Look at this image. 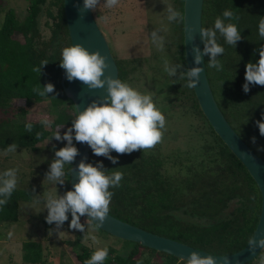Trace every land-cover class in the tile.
<instances>
[{
    "label": "trees",
    "instance_id": "1",
    "mask_svg": "<svg viewBox=\"0 0 264 264\" xmlns=\"http://www.w3.org/2000/svg\"><path fill=\"white\" fill-rule=\"evenodd\" d=\"M172 1V6L183 12V0ZM50 4L57 6L55 13L48 7ZM226 9L238 17L231 22L241 31L242 39L233 48L217 33V42L224 48V53L218 57L223 69L209 68V57L203 56L207 80L224 118L248 147L264 160V150H259L264 149V136L259 134L256 125L264 114V86L249 85L247 93L242 89L245 65L256 63L259 59L257 50L264 45L258 35V22L264 17V0H203L201 27L212 28L215 19L222 18ZM42 18L45 19L41 23ZM172 24L176 45L172 65L181 64L185 70L183 26L179 21ZM42 25L47 28V34H42ZM68 46L70 40L62 0H27V13L22 20L12 8L5 10L0 22V150L4 151L12 143L19 149L36 150L40 142L50 138L59 128L47 130L39 121L24 119L33 102H49L56 112L54 123L60 125L61 135L71 125L74 109L60 84L63 69L59 66L61 50ZM113 58L117 78L128 83V73L133 70L129 61ZM43 60L48 64L38 75L32 69ZM167 80V89L173 98L171 106L184 108L197 122L196 134L203 140L197 147L200 152L174 153L173 163L178 169L170 173L165 158L155 149L123 155L113 151L110 154L117 158L116 164L103 156H95L89 149L87 163L96 166L99 162L109 173L120 171L124 174L120 187L109 189L113 192L109 214L211 254H230L245 246L253 234L260 212V192L246 168L206 120L193 89L186 86L187 81L179 78V72L176 77L168 76ZM46 83L55 88L49 97L42 98L33 93V87L37 84L43 87ZM15 99L23 102L13 105ZM28 123L33 125L31 133L25 131ZM36 133H40L38 139ZM252 137H255V143L251 142ZM73 144L76 147L77 142L73 140ZM70 166L65 168L66 189ZM31 196L29 188L17 186L7 205L0 206V222H17L20 202L31 200ZM164 229L170 231L171 236L159 232ZM126 242L131 246L125 255L107 246L109 254H114L112 257L108 255L104 264H135L142 259L143 250H153ZM22 248L23 259L34 263L41 260L39 244L25 241ZM79 250L76 256L83 263L90 258V251L83 245H79ZM153 251L155 258L167 263L178 259ZM260 253L261 250L255 257ZM180 262L184 264L182 260Z\"/></svg>",
    "mask_w": 264,
    "mask_h": 264
},
{
    "label": "clouds",
    "instance_id": "2",
    "mask_svg": "<svg viewBox=\"0 0 264 264\" xmlns=\"http://www.w3.org/2000/svg\"><path fill=\"white\" fill-rule=\"evenodd\" d=\"M100 3L101 0H83V8L80 11L94 10ZM118 3L119 0H103V6L107 9L116 7ZM165 6L164 12L169 23L184 22L185 17L182 12L170 4ZM234 19L238 17L231 10L226 9L222 13V18L218 16L215 19L212 28H199L203 50L201 52L200 48L193 46L195 65H200L202 56H207L209 68L217 71L223 69L218 57L224 53V48L217 42V33L223 37L226 44L235 48L242 37L237 25L231 22ZM159 31L153 30L150 33V40L158 50L163 51L164 37L159 34ZM258 35L261 41H264V17H261L258 22ZM188 39L193 40L194 37L189 36ZM257 51L259 59L256 63L248 62L245 65V83L242 85L245 93L249 91V85L264 86V45H261ZM47 64L48 61L43 60L32 71L40 75L42 67ZM163 64L164 71L169 77H176L179 72V78L187 81L188 88L196 87L200 74L204 71V68L198 66L182 70L181 64L172 65L167 58H164ZM59 66L65 71L68 81L78 80L89 90L103 88L107 95L99 102L92 101L82 111H78L75 106L71 127L67 128L62 135L59 131L61 127H59L51 135L49 141L54 138L57 141H66V144L54 151L55 158L50 163L44 180L55 185H64L65 166L71 165L79 155L73 140L86 143L95 156H103L113 164L118 163L117 158L110 154L113 151L119 155L131 154L133 151L144 152L162 142L163 133L166 130V118L154 103L152 93H141L119 78L106 75L108 63L98 51L90 53L80 44L64 47L61 50ZM32 91L43 98L49 97L48 94L53 93L55 88L51 83H46L43 87L37 84ZM41 123L51 127V121L48 119H43ZM256 125L259 134L264 136V114L261 120L256 121ZM32 130L31 123L25 125L26 132L31 133ZM39 136L40 133H36L37 139ZM251 142L255 143V137L251 138ZM17 147L15 143L8 145L4 154L15 153ZM72 170L70 168V173ZM75 170L77 182L72 185V190L66 191L63 195H58L57 190L55 193L49 192L38 196L36 202L43 201L44 209L47 210L46 223L50 225L54 223L57 229L68 221L70 213L69 229L85 232V224L80 222V217L84 216L87 217L86 224L95 231L109 216L113 196V192L109 189L120 187L124 174L120 171L109 173L104 170L102 163L98 162L96 166H93L91 163H85L83 159ZM17 171L15 168H10L0 174V206L7 205L17 188ZM90 238L98 243L95 235H91ZM257 247L264 248V236L258 240L254 238L249 240L251 250ZM108 254V247H98L83 264H104ZM181 259L184 264H217L214 257H202L196 251L191 252L187 259ZM223 264H229L228 257L223 258ZM260 264H264V257L261 258Z\"/></svg>",
    "mask_w": 264,
    "mask_h": 264
},
{
    "label": "rangeland",
    "instance_id": "3",
    "mask_svg": "<svg viewBox=\"0 0 264 264\" xmlns=\"http://www.w3.org/2000/svg\"><path fill=\"white\" fill-rule=\"evenodd\" d=\"M169 4L173 5V1L119 0L116 7L107 9L101 0L97 8L91 12L112 56L129 61V66L133 70L128 73V84L141 93H152L154 103L166 118L163 140L151 150L155 149L165 158L170 173L178 169L177 164L173 163L174 153L180 155L199 153L197 147L203 140L196 134L197 122L192 115L178 105L171 106L173 98L167 89L168 74L164 71L163 64L164 58L171 64L174 63L176 53L173 24L167 21L164 12L165 5ZM48 7L56 12L55 4ZM8 8H12L18 19L22 20L27 13V0H0V22ZM44 19H41V23ZM40 30L42 34L48 33L43 25ZM153 30H160L159 34L164 37L163 51L151 43L150 33ZM17 36L18 34L15 35ZM22 102L21 99H15L12 104ZM55 116L56 112L49 102L41 100L29 106L24 119L39 122L48 119L51 121V127L43 126L47 130H54L60 127L54 123ZM187 123H190V126H187ZM48 141L49 138L43 140L33 151L17 148L15 153L5 155L4 151L0 150V174L10 168L17 169V186L29 188L32 192L31 200L20 202L17 222H0V264H83L76 256L80 252L79 245L86 247L90 251V256L96 248L105 246L125 255L131 246L129 242L99 229L93 231L83 217H80V222L85 224V232L69 229L70 213L68 221L58 229L54 223L51 225L46 223L47 210L44 209L42 200L36 202L37 197L49 192L55 193L56 190L58 195H63L67 191L65 183L55 185L44 180L49 165L55 158L54 151L66 144V141H57L54 138ZM64 179L66 180V177ZM167 231L159 230L160 233L164 232L171 236L170 231ZM91 235L97 237L98 243L91 240ZM25 241L39 244L41 253L39 262L23 259L22 246ZM113 254L108 255L112 257ZM154 256L153 250H143L142 259ZM262 257L264 248L261 249L260 255L248 264H260Z\"/></svg>",
    "mask_w": 264,
    "mask_h": 264
},
{
    "label": "water",
    "instance_id": "4",
    "mask_svg": "<svg viewBox=\"0 0 264 264\" xmlns=\"http://www.w3.org/2000/svg\"><path fill=\"white\" fill-rule=\"evenodd\" d=\"M202 2L203 0H183L182 13L185 17L182 23L184 61L187 69L197 66L204 68V71L200 74L198 84L192 88L197 103L214 132L234 156L240 160L260 192V212L253 234L250 237V239L254 238L258 240L264 236V160L248 147L224 118L212 95L205 72L203 56L200 65L194 64L193 46L195 45L200 48L202 52V41L199 34ZM62 8L70 46L80 44L90 53L98 51L106 58V62L108 63L105 74L110 75L112 78H117V67L114 58L110 53L104 35L93 18L91 10L80 11L83 8V0H62ZM189 36H193L194 39H188ZM60 84L73 109L76 106L78 111H82L94 100L99 102L107 95L106 90L103 88L89 90L85 84L78 80L68 81L64 70L60 77ZM76 148L79 151V155L76 156L70 166L73 170L71 173L69 170L67 191L72 190V185L77 182L76 166L82 159L87 163L89 156L90 147L86 143L77 142ZM85 218L87 219V217ZM99 230L121 240L138 243L144 247L164 252L178 259H187L191 252L196 251L202 257H214L217 264H223L224 257H228L229 264H245L251 261L262 249L257 247L251 250L249 248V239L245 246L237 251L225 255H215L169 237L147 231L122 221L111 214L105 219Z\"/></svg>",
    "mask_w": 264,
    "mask_h": 264
},
{
    "label": "built area",
    "instance_id": "5",
    "mask_svg": "<svg viewBox=\"0 0 264 264\" xmlns=\"http://www.w3.org/2000/svg\"><path fill=\"white\" fill-rule=\"evenodd\" d=\"M181 259H177L176 261L172 263H167L165 261H162L161 259L155 258V257H150L147 259H140L137 261L135 264H182L180 262Z\"/></svg>",
    "mask_w": 264,
    "mask_h": 264
}]
</instances>
